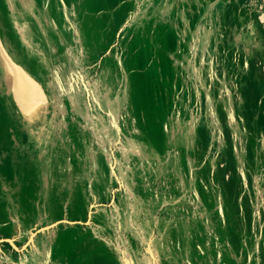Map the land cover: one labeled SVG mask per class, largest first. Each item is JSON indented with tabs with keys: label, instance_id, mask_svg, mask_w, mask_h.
Wrapping results in <instances>:
<instances>
[{
	"label": "rangeland",
	"instance_id": "1",
	"mask_svg": "<svg viewBox=\"0 0 264 264\" xmlns=\"http://www.w3.org/2000/svg\"><path fill=\"white\" fill-rule=\"evenodd\" d=\"M0 52V264H264V0H0Z\"/></svg>",
	"mask_w": 264,
	"mask_h": 264
},
{
	"label": "bare ground",
	"instance_id": "2",
	"mask_svg": "<svg viewBox=\"0 0 264 264\" xmlns=\"http://www.w3.org/2000/svg\"><path fill=\"white\" fill-rule=\"evenodd\" d=\"M6 50H7L8 54H9V56L12 57V55L9 53L7 48H6ZM0 63H1L0 64V96L7 98L8 94L10 93V91L13 90V85H14L13 74H12L13 71H12V67H11L10 63L5 59V55L3 53H1V52H0ZM35 103H36V101H35ZM35 103H33L34 105L30 106L29 108H25V109L22 108L21 111L23 112V114L26 115V116H32L38 110H40L42 108V104H39V103L35 104ZM25 120H26V124L28 125V127L32 126L33 118L25 119ZM34 132L35 131L32 130L27 135L28 139H30V140L34 139L33 138L34 137ZM4 174L5 173L0 172V181H3L5 179V177H3Z\"/></svg>",
	"mask_w": 264,
	"mask_h": 264
}]
</instances>
